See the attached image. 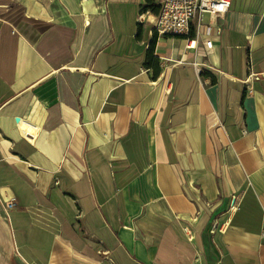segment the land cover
<instances>
[{
	"label": "crops",
	"instance_id": "obj_1",
	"mask_svg": "<svg viewBox=\"0 0 264 264\" xmlns=\"http://www.w3.org/2000/svg\"><path fill=\"white\" fill-rule=\"evenodd\" d=\"M144 2L0 0V264H264V0Z\"/></svg>",
	"mask_w": 264,
	"mask_h": 264
},
{
	"label": "built area",
	"instance_id": "obj_2",
	"mask_svg": "<svg viewBox=\"0 0 264 264\" xmlns=\"http://www.w3.org/2000/svg\"><path fill=\"white\" fill-rule=\"evenodd\" d=\"M230 4L231 0H161L158 12L152 21V29L158 35H187L194 19L199 18L202 13L221 17L228 11ZM203 45L206 49H211L212 40L205 38ZM188 46H195V41H189ZM235 201L236 196H233L230 210L236 207ZM13 205V201L5 204L6 208H11Z\"/></svg>",
	"mask_w": 264,
	"mask_h": 264
},
{
	"label": "trees",
	"instance_id": "obj_3",
	"mask_svg": "<svg viewBox=\"0 0 264 264\" xmlns=\"http://www.w3.org/2000/svg\"><path fill=\"white\" fill-rule=\"evenodd\" d=\"M142 10H150L155 14L158 12L159 5L155 3V0H145L144 4L142 5ZM150 48V47H149Z\"/></svg>",
	"mask_w": 264,
	"mask_h": 264
},
{
	"label": "water",
	"instance_id": "obj_4",
	"mask_svg": "<svg viewBox=\"0 0 264 264\" xmlns=\"http://www.w3.org/2000/svg\"><path fill=\"white\" fill-rule=\"evenodd\" d=\"M18 118H16V120H17Z\"/></svg>",
	"mask_w": 264,
	"mask_h": 264
}]
</instances>
